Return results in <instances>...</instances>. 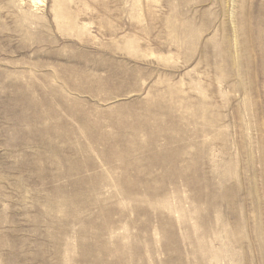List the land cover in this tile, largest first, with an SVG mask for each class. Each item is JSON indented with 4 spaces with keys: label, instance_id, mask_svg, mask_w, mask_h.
<instances>
[{
    "label": "rangeland",
    "instance_id": "obj_1",
    "mask_svg": "<svg viewBox=\"0 0 264 264\" xmlns=\"http://www.w3.org/2000/svg\"><path fill=\"white\" fill-rule=\"evenodd\" d=\"M0 264H264V0H0Z\"/></svg>",
    "mask_w": 264,
    "mask_h": 264
}]
</instances>
